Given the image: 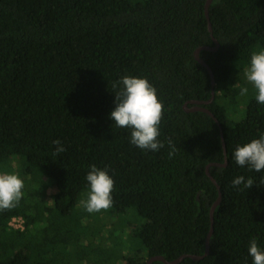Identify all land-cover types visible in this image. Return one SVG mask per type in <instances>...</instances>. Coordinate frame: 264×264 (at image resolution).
<instances>
[{"label": "trees", "instance_id": "trees-1", "mask_svg": "<svg viewBox=\"0 0 264 264\" xmlns=\"http://www.w3.org/2000/svg\"><path fill=\"white\" fill-rule=\"evenodd\" d=\"M205 2L0 0V171L15 162L25 182L19 205L0 212V264H145L157 254H204L219 195L208 165L222 192L209 253L177 264H253L250 240L264 249V171L237 165L233 153L264 134V104L251 97L235 119L238 90H229L237 64L243 72L253 50L264 49V0H213L212 32ZM213 37L218 48L200 56L214 86L194 55L199 46L214 47ZM125 75L146 77L163 101L158 139L165 146L158 151L131 144V130L110 117L112 83ZM212 90L206 107L220 125L184 108ZM169 138L178 149L171 158ZM57 139L66 151L54 155ZM92 164L115 181L102 229L93 214L84 213V223L64 220L81 210ZM240 175L253 178L250 189L233 187ZM13 216L25 219L24 230L9 225ZM112 229L123 254L100 257Z\"/></svg>", "mask_w": 264, "mask_h": 264}, {"label": "clouds", "instance_id": "clouds-1", "mask_svg": "<svg viewBox=\"0 0 264 264\" xmlns=\"http://www.w3.org/2000/svg\"><path fill=\"white\" fill-rule=\"evenodd\" d=\"M248 83L256 90V101L264 104V49L253 52L249 66L244 70ZM115 93V108L110 117L118 128L130 129V142L138 148L148 151H158L165 143L158 139L160 123L164 116L163 101L157 95V89L146 77L125 75L112 83ZM249 89L240 87V95H247ZM56 145L54 155L66 151L60 140L53 141ZM168 156L171 158L177 152L173 141L167 139ZM235 163L249 170L264 171V134L236 147L233 153ZM89 184L87 199L80 205L88 212L106 211L113 205L112 192L115 181L109 175L107 168L90 165L86 175ZM254 184L252 177L240 175L232 180L233 187L243 185L250 189ZM25 182L17 171L0 172V212L16 208L24 196ZM243 191V189H240ZM258 238H252L249 243V255L253 264H264V249L258 243Z\"/></svg>", "mask_w": 264, "mask_h": 264}, {"label": "rangeland", "instance_id": "rangeland-1", "mask_svg": "<svg viewBox=\"0 0 264 264\" xmlns=\"http://www.w3.org/2000/svg\"><path fill=\"white\" fill-rule=\"evenodd\" d=\"M258 51H259L258 48H255V50H253V52H258ZM249 64H250V62H249ZM247 67L248 66H245V68L243 69V72H239L238 70L240 69V65L238 66V64H237V66L235 67L234 73H233V75H235V73H236V79L234 80V83L232 84L233 86L229 90V95H232V92L234 91V88H235V90H238L237 98L235 99L236 102H235V105L233 106L234 109H232L231 112H230V115L232 117H234L235 119H239L243 115L246 102L251 97H256V90H255V88L253 87V85H251L250 83L247 82L246 77L244 75V70ZM243 83H246L247 86H248L247 88L249 89L247 95H245V96H241L240 95V87H242V84ZM11 165H12L11 167H6V168L2 169L0 172H4V171H7V172L17 171L19 173V175H21V173L19 171V165L17 163H15V162H13ZM88 192L89 191L84 192V193L87 195ZM48 195H49V192H48ZM86 197L87 196H85V195L82 196L81 199H80V201L81 200H85ZM80 208H81V210H78L76 215H73V214L72 215L65 214L64 215V220L66 219V221H68L72 217H74V220L75 219L76 220L77 219L80 220V218H81L82 220H80V222L81 223H84L87 220H85L81 216L84 213L87 214L88 216H91V214H93L94 215V218L95 217L97 219L99 218L98 226H96V227L97 228L100 227L102 229V224H104V223L101 220V218H107V216H106V213H107L106 211L107 210L106 211H100V212H94V213H88L81 205H80ZM56 215H57V213H56ZM94 218L91 219V220H94ZM115 219H116V221L118 223L122 224L123 219L121 218V216H118L117 215V216H115ZM127 219H132V217L129 215ZM105 235H106V237H105V243L103 244V246L101 245V246L98 247V249L96 250V253H98L97 255L100 256V257H108L112 252H116V255L118 257H121V255L123 254L124 249H123V246H122L123 245V242L121 240H119L121 238V236L119 235V232L117 230L112 229L108 233H106ZM100 242L102 243V239H101ZM62 249L65 252L67 251L66 248H62ZM99 253H101V254L99 255ZM62 264H69V263L67 261H65V262H62Z\"/></svg>", "mask_w": 264, "mask_h": 264}, {"label": "water", "instance_id": "water-1", "mask_svg": "<svg viewBox=\"0 0 264 264\" xmlns=\"http://www.w3.org/2000/svg\"><path fill=\"white\" fill-rule=\"evenodd\" d=\"M213 0H206L205 2V13H206V16H207V19H208V28L209 30L212 32V24H211V21H210V18H209V12H208V8L210 6V4L212 3ZM214 38V41H215V46H209V45H202V46H199L195 49L194 51V55H195V58L198 60V62L200 64H202L204 67L207 68L210 76H211V81H212V85L214 86L215 84V77H214V73H213V70L211 68V66L200 56V51L201 50H216L219 46V42L218 40ZM214 97H215V93H214V90H212V95L209 99L207 100H198V99H193V100H190L189 102L193 104V106L191 107H188L187 106V103L186 102L184 104V108L185 110L187 111H198V110H201V111H205L207 112L208 114H210L215 120L216 122L219 124V120L216 118V116L214 115V113L208 109L206 107V104H209L211 103L213 100H214ZM220 125V124H219ZM221 136H222V141H223V146H224V149H225V152H226V145H225V138H224V134H223V131L221 130ZM212 164H217V165H220V166H225L227 165V160L224 162V163H219V162H213ZM209 167L210 165L207 166L206 168V172L207 174L210 176V178L212 179L213 182H215L219 188V195L217 197V199L214 201V203L212 204L211 206V210H210V213H211V228H210V231L208 232V235H207V238H206V250L204 252V254H188V253H184V254H181L180 256L174 258V259H167L165 256L161 255V254H157V255H153L151 257H149L145 264H152L153 261L155 260H159V261H162L164 262L165 264H177L179 263L183 258H185L186 256H190L192 257L193 259L195 260H200L202 259L204 256H206L208 253H209V249H210V237L213 233V216H214V210H215V207L220 203L221 201V198H222V192L220 190V185L216 182V179L213 177V175L210 173L209 171Z\"/></svg>", "mask_w": 264, "mask_h": 264}, {"label": "built area", "instance_id": "built-area-1", "mask_svg": "<svg viewBox=\"0 0 264 264\" xmlns=\"http://www.w3.org/2000/svg\"><path fill=\"white\" fill-rule=\"evenodd\" d=\"M9 225L17 230H24L25 229V219L21 216H13L9 220Z\"/></svg>", "mask_w": 264, "mask_h": 264}]
</instances>
